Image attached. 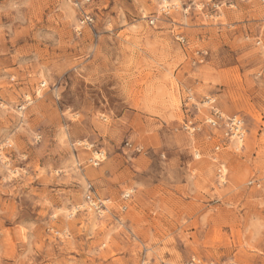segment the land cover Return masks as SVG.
<instances>
[{"label": "rangeland", "instance_id": "1", "mask_svg": "<svg viewBox=\"0 0 264 264\" xmlns=\"http://www.w3.org/2000/svg\"><path fill=\"white\" fill-rule=\"evenodd\" d=\"M83 1L0 0V264H264V0Z\"/></svg>", "mask_w": 264, "mask_h": 264}, {"label": "built area", "instance_id": "2", "mask_svg": "<svg viewBox=\"0 0 264 264\" xmlns=\"http://www.w3.org/2000/svg\"><path fill=\"white\" fill-rule=\"evenodd\" d=\"M91 0H84L82 3L76 2L75 8L78 10L79 14V25L80 27L92 28L94 26V17L90 11H88L87 6H89ZM169 7L165 6L162 8L163 13H166ZM154 21H150L152 25ZM177 41L180 43L184 42L183 37L177 36ZM193 96L191 94H187L184 101V110L185 114H187V119L184 120L182 125V130L188 134H194L202 127L209 128L212 132L221 131L223 137L229 142L242 143L245 134V124L242 118L238 115H228L225 116L215 105L214 100L210 98H206L205 102H202V105H206L208 107V114L202 118L199 122L195 120L192 115H190L191 110H195L196 113L199 112L196 104L193 103ZM218 150V147H215V151ZM103 159V154H96L95 159L91 160L93 165L97 166L101 163ZM220 173V171H219ZM251 184V183H249ZM131 198V193L127 192L123 194V201L126 202ZM105 200H101L98 195L93 191L92 186L88 185L86 188L84 204V210L87 212H92L93 214L101 217L103 213L107 211ZM127 209L126 206L122 207V211ZM186 264H216L211 261H201L195 257H192L188 260ZM223 264H236V263H223Z\"/></svg>", "mask_w": 264, "mask_h": 264}]
</instances>
